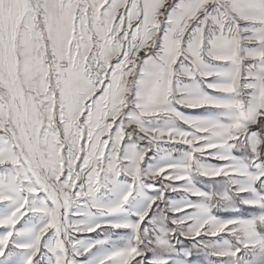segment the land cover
<instances>
[{
    "label": "snow or ice",
    "instance_id": "snow-or-ice-1",
    "mask_svg": "<svg viewBox=\"0 0 264 264\" xmlns=\"http://www.w3.org/2000/svg\"><path fill=\"white\" fill-rule=\"evenodd\" d=\"M0 264H264V0H0Z\"/></svg>",
    "mask_w": 264,
    "mask_h": 264
}]
</instances>
